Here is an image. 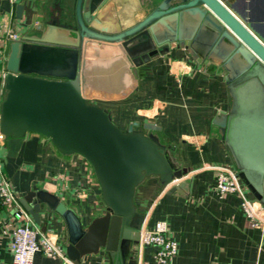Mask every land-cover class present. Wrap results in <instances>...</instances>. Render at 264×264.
<instances>
[{"label":"water","instance_id":"1","mask_svg":"<svg viewBox=\"0 0 264 264\" xmlns=\"http://www.w3.org/2000/svg\"><path fill=\"white\" fill-rule=\"evenodd\" d=\"M244 0H161L144 18L116 33L88 25V0H74V25L50 20L38 34L9 42L0 101V138L12 157L28 133L49 139L64 155L77 153L91 166L104 213L83 226L59 198L33 186L17 199L44 232L40 205L57 214L66 234L64 254L70 264L103 249L107 264H134L143 215L134 208L135 187L156 176L162 184L180 177L154 133L143 124L121 129L93 99H120L135 84L134 67L170 47L180 46L197 62L217 64L229 105L213 123L237 175L264 208V36L246 12ZM22 6L16 4L15 18ZM36 28H39L36 27ZM93 41L116 44L128 66L120 91L94 85ZM170 187L169 192L184 189Z\"/></svg>","mask_w":264,"mask_h":264},{"label":"crops","instance_id":"2","mask_svg":"<svg viewBox=\"0 0 264 264\" xmlns=\"http://www.w3.org/2000/svg\"><path fill=\"white\" fill-rule=\"evenodd\" d=\"M161 0H88V25L106 33L120 32L144 18ZM16 4L22 6L15 18ZM247 16L264 36V0L240 2ZM74 0H0V101L3 98L4 64L9 50L6 30L19 37L36 35L55 18L73 26ZM51 15V16H50ZM44 16L46 18L44 19ZM52 18V19H51ZM39 28H36L38 27ZM95 86L122 90L127 83L124 61L116 44L93 41ZM135 84L120 99H93L107 111L121 129L137 130L143 124L154 131L165 146L180 177L162 184L156 176L135 187L133 205L143 215L140 228H150L164 220L168 234L176 241V253L169 264H264V233L252 226L240 208V198L231 193L218 195L213 189L218 167L234 168L230 154L213 121L229 105L226 84L217 64L197 62L180 46L170 47L134 67ZM1 172L20 198L33 186L56 195L72 209L83 226L104 213L98 183L90 164L79 154L59 153L49 139L28 133L14 156L0 145ZM174 193L170 187L179 188ZM244 194L254 199L243 185ZM36 236L50 235L64 251L65 227L62 219L40 205ZM22 223L0 204V264H10L9 241L12 228ZM154 248L138 243L130 249L134 264H155ZM32 264H70L59 257L33 255ZM79 264H107L103 249L81 257Z\"/></svg>","mask_w":264,"mask_h":264},{"label":"built area","instance_id":"3","mask_svg":"<svg viewBox=\"0 0 264 264\" xmlns=\"http://www.w3.org/2000/svg\"><path fill=\"white\" fill-rule=\"evenodd\" d=\"M7 40L17 39L12 30H6ZM2 144L0 138V145ZM213 189L218 195L231 193L240 198V208L252 226H260L264 233V208L255 199L245 196L243 184L237 171L232 168L218 167L215 175ZM0 204L10 210L11 216L21 220L11 230L9 241L10 264H32L33 255L41 252L46 257H59L69 262L64 251L55 243L50 235L36 236L37 229L27 212L17 202L14 193L1 172L0 163ZM138 243L150 245L154 248L153 258L155 264H169L170 258L176 253V241L168 234L167 224L164 220H157L150 228H140Z\"/></svg>","mask_w":264,"mask_h":264},{"label":"flooded vegetation","instance_id":"4","mask_svg":"<svg viewBox=\"0 0 264 264\" xmlns=\"http://www.w3.org/2000/svg\"><path fill=\"white\" fill-rule=\"evenodd\" d=\"M51 16V15H50ZM52 19V18H51ZM59 24H65L64 22H59Z\"/></svg>","mask_w":264,"mask_h":264},{"label":"rangeland","instance_id":"5","mask_svg":"<svg viewBox=\"0 0 264 264\" xmlns=\"http://www.w3.org/2000/svg\"><path fill=\"white\" fill-rule=\"evenodd\" d=\"M46 18V16H44V19Z\"/></svg>","mask_w":264,"mask_h":264}]
</instances>
